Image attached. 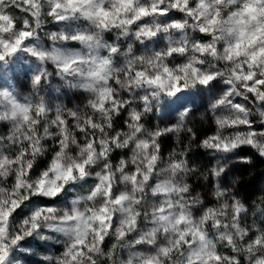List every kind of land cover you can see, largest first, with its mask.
<instances>
[{
  "label": "clouds",
  "instance_id": "1",
  "mask_svg": "<svg viewBox=\"0 0 264 264\" xmlns=\"http://www.w3.org/2000/svg\"><path fill=\"white\" fill-rule=\"evenodd\" d=\"M0 264H264V0H0Z\"/></svg>",
  "mask_w": 264,
  "mask_h": 264
}]
</instances>
